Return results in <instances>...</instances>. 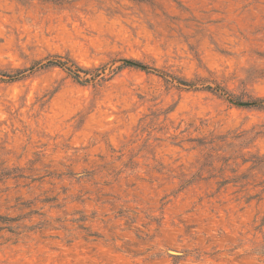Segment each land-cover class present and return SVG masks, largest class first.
<instances>
[{
    "label": "rangeland",
    "instance_id": "1",
    "mask_svg": "<svg viewBox=\"0 0 264 264\" xmlns=\"http://www.w3.org/2000/svg\"><path fill=\"white\" fill-rule=\"evenodd\" d=\"M53 56L104 70L0 80V264H264V108L200 86L264 98V0H0V70Z\"/></svg>",
    "mask_w": 264,
    "mask_h": 264
},
{
    "label": "trees",
    "instance_id": "2",
    "mask_svg": "<svg viewBox=\"0 0 264 264\" xmlns=\"http://www.w3.org/2000/svg\"><path fill=\"white\" fill-rule=\"evenodd\" d=\"M120 66H130V67H136L141 70L147 71V72H154L158 73V70L155 68H152L150 66H147L146 64H142L141 62H138L137 60H132V59H122ZM50 67H58L62 69L66 74L71 77L75 82L79 84H87L89 82H93L96 80V78L102 74L104 70V65L101 67H92V68H86L81 65H79L75 60L70 58L69 56L65 57H46L43 60H39L31 64L28 68L25 69H17L12 72H5L0 70V80L1 81H7V82H13V81H18L26 76L36 72L37 70L40 69H45V68H50ZM164 78H168L170 81L176 82L179 86H183L185 88L189 89H197L198 83L195 81L191 80H186L182 78H178L176 76H171L166 73H161L160 74ZM200 86L203 89H206L208 91L214 92L220 96L225 97L228 99L230 102H234L238 105H244V106H253V107H258V108H264V98H255L250 101L242 102L239 99H236L234 96H232L227 90H225L222 86L219 84H213L211 85H205V84H200ZM249 160H243V164L247 163ZM257 169L259 171H264V156L262 157H256L254 160H251V165L248 167V170H253ZM232 173H235L236 170H229ZM2 175H9L7 172H2ZM245 177L243 176H236L233 178L228 179H223L220 182V185H225L227 183H234L238 184L240 187H245L247 183L244 182ZM263 182H259L257 185L262 186V190L260 191L264 193V185ZM256 186V185H255ZM259 186V187H260ZM9 222L14 221V219L7 220ZM261 222L264 223V216L261 219Z\"/></svg>",
    "mask_w": 264,
    "mask_h": 264
}]
</instances>
